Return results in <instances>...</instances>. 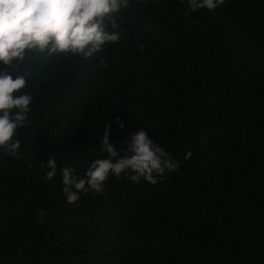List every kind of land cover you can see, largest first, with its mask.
<instances>
[{
	"label": "trees",
	"instance_id": "obj_1",
	"mask_svg": "<svg viewBox=\"0 0 264 264\" xmlns=\"http://www.w3.org/2000/svg\"><path fill=\"white\" fill-rule=\"evenodd\" d=\"M186 9L129 0L90 58L0 64L33 98L20 149L0 148V264H264V0ZM106 123L122 155L143 129L180 167L155 185L110 174L68 204L61 169L107 158Z\"/></svg>",
	"mask_w": 264,
	"mask_h": 264
},
{
	"label": "clouds",
	"instance_id": "obj_2",
	"mask_svg": "<svg viewBox=\"0 0 264 264\" xmlns=\"http://www.w3.org/2000/svg\"><path fill=\"white\" fill-rule=\"evenodd\" d=\"M225 2L187 0L185 15L201 9L212 11ZM128 5L129 0H0V64L12 68L23 62L27 53L34 52L90 58L105 44L119 42V31H107L105 21L110 19L112 28H117L115 14ZM25 87V75L14 77L0 70V148L13 155L21 146L17 130L28 126L26 118L33 99L29 94H18ZM115 122L121 130L124 128L119 118ZM109 129L106 123L100 140L107 158L92 161L84 178L76 175L73 167L61 169L62 192L68 204L78 201L81 191L103 192L110 174L120 177L123 173L134 183L143 179L155 185L167 173L179 169L180 163L143 129L124 141L123 155L110 142ZM190 155L187 152L185 159ZM42 165L49 169L45 180H52L57 172L56 159L49 158ZM44 215L45 211L39 213L41 218Z\"/></svg>",
	"mask_w": 264,
	"mask_h": 264
}]
</instances>
